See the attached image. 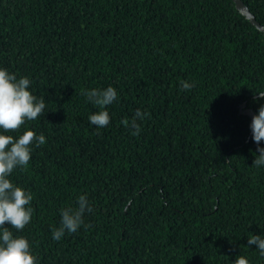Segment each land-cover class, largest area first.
Segmentation results:
<instances>
[{"label":"trees","instance_id":"obj_1","mask_svg":"<svg viewBox=\"0 0 264 264\" xmlns=\"http://www.w3.org/2000/svg\"><path fill=\"white\" fill-rule=\"evenodd\" d=\"M241 2L264 27V0ZM0 67L46 104L8 133L46 137L10 175L33 195L16 234L38 264H264L247 244L264 234L247 113L264 91V32L232 0H0ZM109 85L118 100L96 128L82 92ZM137 108L149 115L133 135ZM80 195L92 212L53 240Z\"/></svg>","mask_w":264,"mask_h":264},{"label":"clouds","instance_id":"obj_2","mask_svg":"<svg viewBox=\"0 0 264 264\" xmlns=\"http://www.w3.org/2000/svg\"><path fill=\"white\" fill-rule=\"evenodd\" d=\"M180 84L184 91L195 86L188 81H181ZM30 86L31 80L27 76H17L0 67V264H38L27 237L16 234L31 222L33 195L10 180L15 169L27 168L33 146L40 147L46 143L43 134H36L27 127L15 138L8 134L27 121L36 120L41 114H45L44 99L37 98ZM82 95L96 109L88 115V123L96 128L106 127L110 123L108 106L118 100L117 90L109 85L106 88L85 89ZM255 99L259 102V107L252 116L249 127L256 152L259 153L252 164L259 169L264 167V91L257 92ZM148 115L146 110H135L132 118L126 122V126L133 130V135H139L141 128L138 121L143 122ZM90 212L92 205L87 196L80 195L75 206L70 205L60 210L59 226L51 229V238L60 241L66 233L77 232L84 224L85 214ZM6 222L8 226H5ZM247 244L255 245L259 254L264 256V234H252L247 237ZM232 264H249V260L241 255Z\"/></svg>","mask_w":264,"mask_h":264},{"label":"water","instance_id":"obj_3","mask_svg":"<svg viewBox=\"0 0 264 264\" xmlns=\"http://www.w3.org/2000/svg\"><path fill=\"white\" fill-rule=\"evenodd\" d=\"M235 3V7L238 11H240L243 15L250 19L251 23L254 24L259 30L264 32V27L261 26L257 21H255L254 17L248 12V9L242 4L241 0H232ZM252 119L254 115L250 111L247 112Z\"/></svg>","mask_w":264,"mask_h":264}]
</instances>
